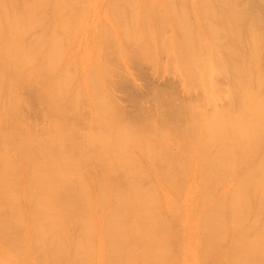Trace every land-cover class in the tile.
Returning a JSON list of instances; mask_svg holds the SVG:
<instances>
[{"label": "bare ground", "instance_id": "bare-ground-1", "mask_svg": "<svg viewBox=\"0 0 264 264\" xmlns=\"http://www.w3.org/2000/svg\"><path fill=\"white\" fill-rule=\"evenodd\" d=\"M45 1L44 0H4L0 2V93L1 91L3 93L5 90L6 91L5 94L7 93L6 97L8 96L7 97L8 100L5 105V111H4L5 113H3L5 114V116L2 115L0 118V121L2 122V118H5L7 119L6 122L8 121V119L11 120V122L10 121L8 122L13 123L14 126H16L14 124L15 122L18 124L19 120L16 121V117L18 116L17 113L20 110V109L18 110L19 108L18 102L20 103V100H21L19 97L20 94L18 92L20 91L19 90L21 88L20 86H22L24 83H26L27 85L29 84L32 85L34 83L35 85L37 84L39 85L40 82H43L44 84L46 82L48 83V85L45 84V86L47 85V87L49 88L47 90L48 92L50 91L49 94L47 93L48 97L47 96L46 97L47 99L49 98V103H51L50 105L51 108L49 109L50 112L47 109L46 110H47V113H50L53 116L52 120L54 122L52 123V120L50 119L51 124L48 123L50 125L47 124L48 126L43 128L45 131L44 138L42 136H41L42 138L39 136L37 137L34 134L36 136L35 138L31 136V134H28L29 132L28 133L26 132L27 134L23 133L25 135L22 136L21 139L19 136H18L19 138H17L16 137L17 135L14 136L18 139V142H17V140H15L16 138L14 139L15 141L12 139L13 137L11 138L10 134L12 130H10L9 132H5L6 130L3 131L5 132V134L2 132V129L0 130V146L3 143H7V146L12 145L11 147L14 146L13 148L17 149L16 151H18L19 158L28 157V159H30L29 160L30 163H28L29 164L28 167L31 169H27L28 178L26 180H29L28 182L30 183L28 184H30L31 188L30 187L29 188H30V191L32 192L30 193L31 195H29V192H30L29 191L28 196L32 197L33 193L36 196L35 203L32 202L36 208L34 207L33 208L34 210H32V208L30 207V209L32 211H35V210L37 211L38 209V212L41 213L40 215L43 214L42 218L44 219L43 216H47V213H50L53 216L54 212H60L61 214L59 215L61 216L62 210L69 212L71 209H73V212H74V208H76L75 209L76 212L78 211V209L80 210L77 213L76 212L74 213L75 214L74 216H77L75 218L79 219L80 217L81 219V217H83L81 219L82 222L87 220L86 217L83 216L84 214L82 212L80 213V211L83 208V204H84V209H86L87 211L88 208H85V207L89 203L84 202L85 200L83 201L80 198V196H83V199H85L84 197H88L89 199L91 197H89L90 194L89 195L87 194V192H89L90 189L86 187L87 185L85 186V183L83 182V179L85 177L82 171H84L83 168H86L88 164L90 163L91 165L94 164L93 166L96 165L95 168L93 167L94 169L99 168V170L101 169V171L99 170L98 171L102 173L109 172L108 173L109 176H110V173L111 175L113 174L112 176L114 177L115 180L117 177L121 176L122 181L125 182L126 180V184H127L126 186L129 187L127 192H124V193L122 192L120 194L117 192L116 196H115L116 193L114 194V197H115L114 199L116 200L115 208L113 206L114 208L113 213L112 212L107 213L110 216L108 218L109 220L107 219L104 220L105 222L108 221L104 223V225L108 223V226L110 227V228L108 227L109 228L108 230L110 231L109 232L106 231V232H108L109 235L111 234L110 236L112 237L110 238V236L107 235V237L109 236L110 240L112 239L111 242L109 238L107 239L106 237V239L109 240V243H110L109 248L111 249V251L109 253V260L112 262V264H118L119 257L121 258V256H123L122 250L119 249V246L121 245L120 243L124 244L126 248L130 245L126 240L128 239L127 237L125 239L126 241L123 239V237L126 236L125 234H127V232L129 234V231L137 233L138 238L141 237V239L139 240H142V241L140 242V241L135 240L133 236V239L135 240V242H139L136 244L133 241V243L136 245H139L141 243L140 246L142 245L144 248L142 249L143 251H141L140 249L142 248V246L139 248L140 252L144 253V256L142 255L144 258L143 260L144 262L141 264H175L174 263L175 246L173 243L174 242V233H173L174 231L171 230V227L167 224V222H165V220L161 217V215H159L160 212L157 208L156 198L152 194L151 195L147 194L145 189L143 191L142 190L143 185H141L142 189L139 188L141 190L139 191L138 188H136V184L138 183L136 181H138L137 179H139L140 181V178L142 177L144 178L145 176H142V174L145 173L143 171L144 168L153 166V164L156 163L157 160L160 162L161 166L164 167V170L162 172L160 171L161 174L157 173V179H162L161 180L162 183L165 184L166 182L167 186L169 184L173 185L172 181L174 182L175 181L174 179L177 180L178 177H181V175H184L183 174L184 171L181 172L182 169L178 163L177 158L174 157L175 154L174 155L171 154L172 156H170V154L168 153L169 149L171 150L170 146H168L169 145L168 143L170 142L169 141L170 136L172 140L173 138L175 140L176 139L181 140V137L179 138V136H183V139H185L184 133L183 135H181V133L187 132L185 133V135L188 134L186 137L188 138L189 136H191L194 139L193 143H196V146H197L195 147L196 149L195 152L197 154V156L195 157L196 158L195 160L198 161V163H200L199 160L205 161V164H204L205 167H203V169L204 168L205 169L203 172H201V177H202L201 179L203 180V182L202 181L199 182L204 187H199L201 190L200 191L198 190V192L201 193L204 188L202 201H204V199L207 197L208 194H212L211 189L215 188L216 187L215 185L217 183L219 185L218 181L222 180L223 177H227L228 179H231L232 176H235L238 179V182H236L237 185L235 184V187H232L235 189L233 190L232 188L231 189L229 188V191H230L228 192L229 194L225 192L227 193V195H231V196H228L229 200L228 201L226 200L227 203L224 202L225 203L224 206H227L226 207L228 208L227 212H229L230 214L229 219L227 218L228 219L227 224H223V219H224L223 217L225 216V213L222 212L223 204L222 206L221 205H218V206L216 205L214 207L208 206V208H206L207 210L203 211L202 213V216L200 218L201 220L199 221V226L202 225V228L204 231L202 233L204 234L200 235V237L203 236L200 238L202 241V244H200V246L202 245V248H201L202 255H199L200 258L201 256L204 259L211 258L214 264H222L221 263L222 259H224L227 253H229V256H228L229 257L228 260H230L229 264H264V67L261 68L263 64L261 65L262 62L259 56V49L257 47V44L259 43V39H258L257 33L254 30L255 28L248 29L247 42L246 40H244L246 44L245 43L242 44L243 42L242 40H241L242 43L240 42L239 39L241 37L239 36L238 31H237V24H239L238 22H240L241 17L235 14V7L232 6L233 3H231V0H219L221 2V11L218 14L214 12L212 5L209 4L210 1L206 2V0L204 1L200 0L202 1L201 5L200 4L198 5L201 6L202 10H200L201 11L200 14L201 13L202 14L198 16L197 20H195L194 22L189 21L188 20L189 18H187V14L183 12V11L187 12V10L183 9L185 8L183 6L185 5L184 0L183 2L182 0H163L164 7H165L164 11L161 12L160 10H158L161 12L160 13L158 11L150 9L149 10L150 16H146L145 9L142 10V7L139 6V4L137 3V0H121V2L123 3L125 1L126 4L124 5L128 6V8H126L128 10L126 12L127 16L124 14L123 17L119 14L120 12L119 9H117V6L120 5V4L118 5L119 2L117 3L114 1L115 3H113L111 1L110 5L112 7L110 8H112L111 10L113 11L111 12V14L113 13L112 15H114L115 13V19L113 20V22H115L116 24L115 33L118 35L120 34V36L122 35L124 39L126 38L125 40H127V43L132 42L131 44H133L134 42L135 45L136 43L139 44V42L141 41L143 37L142 31L140 30V26H146V28H149L148 26H150L151 23L153 22V26L155 25L156 26L155 28H157V30L155 31L154 29V31L155 32L158 31L157 33L159 34L163 32L162 30L166 28V25L172 26L171 28L173 29V34L170 40L168 39L166 44H164L165 41L161 39L162 37H158L160 39L158 41L164 44L163 47L168 46V49L172 51V55H173L172 60L176 64L174 67L176 69V70L174 69L176 72L175 71L174 72L177 73L180 76V78L183 79L182 85L184 83V87H186L185 89L183 88L185 92L183 93L185 94L186 98L183 96L184 98L181 97V99L179 98L178 94H176L177 92L176 93L172 91L171 92H168V91L153 92V94H151L152 95L151 98H153L152 101L154 102L153 103L154 107H151L152 108L151 110L149 108L150 111L149 110L147 111L145 110L146 108H144V106L147 103L146 100L148 101L149 98H144L140 100L139 97L143 98L146 96L142 97L139 95L135 100H133V103L136 102L137 104L136 105L137 107L134 106L135 107L134 109H136V112H137V116L134 115L132 117L131 115L132 117L131 118V117H128L130 115L125 114L126 115L125 116L123 114L124 112L118 108L120 107L118 106L119 103L117 104L115 103L116 104L115 105L114 100H112L113 98L111 95L113 94L110 91V88L108 87V85L112 86V84L110 83L111 79L108 78V75L110 74V72L112 74V71H110L111 69H108L109 70L108 72V70H106L105 68L107 66L103 65V63L105 62L107 64V61H109L107 59L109 57H106L105 60L104 59L101 60L100 58H102L103 55H101V57L100 55H98V57H100L99 58L100 63L103 62L101 66L100 64L96 65L95 63V65H93L92 68L90 67L91 69L90 68L88 70L82 69L81 74L83 76V80L79 82L78 80L77 81L75 80L77 78V77H74L76 74L74 76H71L70 74H73V73L72 72L69 73L70 71L69 69L73 65L74 66L72 68H74L76 64H73L75 62H73L74 60H72L71 54L66 55V51L62 49L63 47L62 42L65 43L63 39V35L66 36V39H67L68 36L71 34L69 33V29L72 28L70 26H72L74 22L72 23L71 21L72 19L68 20L69 17L67 19L66 15H69L68 12H71L73 7L75 6L74 3H76L77 0H56V1L53 0L55 2L54 3L52 2V5H51L52 12H51L50 17L48 16L49 18H47L44 15L46 17L45 18L42 15L44 13L43 12L41 13L43 6H45V4L47 3V2L45 3ZM197 1L199 0H196V2ZM143 2L144 1L142 0L141 4L144 5ZM156 6L157 5L153 7L156 8ZM143 7L145 8V5ZM232 8H234L233 10L234 12L232 11ZM75 9L72 11H75ZM151 10L153 11L151 12ZM142 11L143 12L145 11V12L143 13ZM237 12L238 11H236V13ZM194 15H196V13ZM113 17L114 16H112L111 18L113 19ZM69 22L71 23V25L69 24ZM43 28L45 30H43ZM35 29L41 30L38 33V36L31 35L30 36L31 41L26 42V38H27L26 36L28 34L30 35L31 33H34V31H36ZM60 32L62 33L61 35H60ZM106 32L104 34L102 33L103 39L101 38L99 43L103 42L104 40L107 42V39H109L107 37L110 35L109 34L110 32L109 33H106ZM33 36H35L36 39L33 38ZM71 36H73V34H71ZM125 45L127 44L125 43ZM103 48H105V46ZM136 49L134 50V52L136 51H139V52L134 53L132 51L134 56L137 55L138 53H140V56H141V50L140 49L136 50ZM159 49H161V46ZM101 50H99V52ZM163 51L161 50V52ZM155 52H157L156 54H158V51H155ZM161 52L159 51L158 55H160ZM164 52L167 53L166 51ZM143 53H144V50L142 54ZM97 54H99L98 51H97ZM106 56H109V55H106ZM140 56L138 54V58ZM149 57L151 58V56ZM149 60L153 61V58ZM154 60H156V56ZM129 63L132 64V62H128V64ZM138 65L137 67H139ZM159 66H160V63H159ZM224 75H227L230 78L228 90H230V94L233 98L232 97L229 98L230 104L227 106H229L231 110L226 109L225 106L222 109H217L218 106L215 108L216 105H214V102L217 99L219 100V98H217L218 95L215 94V92L219 90L217 81L220 79H217V77L221 78ZM38 79H40V81ZM195 81L196 82L198 81L202 85L200 86L201 89L202 87H204L203 89L204 91L202 90V92H205L204 95L207 97V98L205 97L207 99L206 101L209 103L207 104L210 105V102H213L214 107L211 111L209 109L210 112L205 110V108L209 107V106L208 107L206 106L207 105L206 101H205L206 105H204V102L199 104L197 102V99L193 100L194 98L190 96V93L193 92L191 86ZM104 83L105 84L108 83V85H105ZM74 84H75V87H73ZM41 86L40 87L38 86V89L40 88L41 91H44L42 90L43 88L41 89ZM196 86L198 85L196 84ZM171 87L172 86L169 83L170 90L173 89V87L172 89ZM189 89H191L192 91H190ZM29 90H31V87ZM82 93H85L87 96L90 93L89 95L91 96V98L93 97L94 100L97 101L98 103L97 110L98 112L103 114L102 115L103 118L101 119L99 117L101 120L100 119L94 120L93 118L96 117L97 115L94 116L92 118V120H94L93 126H91V123H90L89 124L90 128L88 127L87 128L88 130L84 129L85 130L84 135H83L84 131H81L83 133L81 134L79 133L81 135L79 137V135L77 134L79 129L76 130L75 126H77L78 128L79 127L78 125L81 124V123H77V120H78V115L82 113L76 114L77 112H80V108H77L76 113H75L77 116L75 118H74L73 113L72 115L69 113L71 116H73V118L70 116L71 119H76L75 122L73 120L72 123L70 122V120L69 122L67 121L68 113L66 112H67V108H69L71 104H74L72 106L74 107L76 103V107H78V105L81 103L82 98L80 97V100H79L80 102L79 101L76 102V101L77 99H79L78 96H81ZM208 99H211V100L209 101ZM24 102L23 104H25ZM150 104L151 106L153 105L152 103ZM215 104H218V103H215ZM74 108H72V111ZM66 114H67V117H66ZM51 115L49 116L51 117ZM43 117H45V115ZM53 118H55V120ZM65 118L68 123H65L64 121ZM92 120L91 122L93 123ZM82 123H83V120H82ZM149 124H153V126L156 129V133H158V136H157V134L154 131L155 136L158 137L157 142L155 141V139H152V136H151L152 133L150 134L151 131L147 129L149 128L148 126ZM168 125L169 126L171 125L172 127V132L170 136L165 133H164L165 135L162 136L163 132H160L161 131L160 129ZM81 127L83 128V125ZM151 127L152 125L149 128L150 130H152ZM179 128H182V129L185 128V130H181ZM168 129H170V127L167 128L166 130ZM53 131L55 134L53 133L54 135L52 134L53 136H50L49 134ZM153 140L156 142L155 144H157L158 146L153 144L155 146L154 147L153 145L150 144L152 143ZM21 141L25 142V144H28L27 148L26 147L22 148L23 144H21ZM166 146L169 147L168 152L166 150L167 149ZM4 147H6V145ZM178 150L181 151L180 147L178 148ZM16 151H13V152H16ZM171 153H173L172 150H171ZM183 154L185 153L183 152ZM3 155L5 156V153ZM14 155H17V154L15 153ZM4 156L0 158V164H1L2 174L6 176V172L9 169L14 170L15 168H13L14 164H12L13 166L11 164L10 165L8 164L9 158L5 159ZM11 156L12 155H10V157ZM26 158L24 160H26ZM23 168H25V166ZM239 169H241V171L238 173L237 171ZM10 170L8 172L9 174L13 172V171L10 172ZM15 170L17 173V168ZM87 171L88 170H86L85 172V176H87L86 175ZM81 172H82L81 177H84V178L80 177ZM198 173L200 172L198 171ZM2 174L0 175V200L3 199L7 186L12 185V183L11 184L9 183L10 180L8 179V181H6L7 179L5 180V177L2 176ZM8 176H6V178ZM14 177H16V180H17L18 176L15 175ZM121 177H119L120 180H121ZM163 180H165V182H163ZM225 182H227V180H225ZM99 184H100L99 186L100 190H98L97 192L100 193V197L102 199L103 197L105 198V195L107 194V192H105L106 190L102 191L104 190V188H102V185H104V183L101 184L99 182ZM207 184H209L208 185L210 186L209 188ZM138 185L140 184H137V186ZM175 187H176V184H175ZM8 188H11V187H8ZM7 192L10 193L9 190H7ZM148 192L150 193V191ZM180 192L182 191L180 190ZM213 192H215V190ZM227 195L224 194L223 196L221 195V197L223 198L224 196H227ZM28 196H26L27 198L26 200L28 201V198H29L31 201L33 197L30 198ZM6 197L8 198V196ZM78 198H79V201L81 199L83 203L81 202L80 204H78L77 203ZM222 198H221V201H220V198L218 200L221 203L224 201V198H223V201H222ZM48 199H50L51 201H49ZM212 199L208 198V200H211V201ZM98 200H97L98 202L97 204L99 208L100 201ZM88 201H91V200H88ZM198 201L201 204V200L199 198H198ZM104 202L105 201H103L101 205L104 204ZM76 203L79 205V207L82 204L81 208H78V205ZM206 203H204L205 206H206ZM7 205L5 207H7ZM29 205H31V203ZM89 206L91 205L89 204L88 207ZM1 207H2L1 209H3V205ZM12 207L15 208V206H12ZM12 207L10 211L13 210ZM100 207L103 208L105 206L103 205V207L102 206ZM15 209H18V208L16 207ZM52 210H54V212ZM189 210L191 211V209ZM198 210L200 209L198 208ZM0 212L3 213L4 210L3 212L2 211ZM67 212H65L64 217L68 215ZM39 213H35V214L32 213L31 215L32 220L36 219L34 218L33 215H36ZM109 213L112 215H110ZM55 214H56L55 216L57 217H54L53 220L55 218H58L59 221L62 220L60 218L63 216L59 218L58 213H55ZM78 214L80 215L82 214V216L80 215L78 216ZM2 215L4 216V214ZM17 215H19V213L13 214L15 219H20L19 217L17 218ZM13 216L12 215L9 217L4 216L3 218L1 217L0 219V238L1 236H3L1 239L2 241L4 238L6 239L5 236L8 231H9L8 233H12L10 231L13 228H10V227H11V222L13 223L15 220ZM52 216L48 215V219L49 217H51V221H50L51 225H52ZM42 218L40 221L41 223H39V218H38L39 224L37 222L35 223L36 225L37 224L39 225V226L37 225L38 227L36 226V229L38 228L40 229V231L37 229L39 231V233L37 232L38 234L34 232L36 233L34 234L35 235L34 238L36 237L35 239H38L35 241V243L37 241L39 243H38V247L37 248L33 247V249L34 248L38 249V250H35V249L34 250L38 252L40 251L42 255L46 254L47 256L51 253V256H52L53 254V261H55L54 263L56 264H59L60 262H61L60 264H62V262L66 261L68 258H71L74 261H76V259L77 261L79 260L78 261V264H79L80 259H81L80 258L81 254L83 253L82 251L79 252V249L83 250L81 249L82 244H81V248L79 249L73 247L72 250H75V251H72L71 256L68 255L66 253L65 248H68V249L71 248L72 243L71 244L68 243L69 244V247H68L66 237L64 236L65 240L64 242H62L64 238L62 239V236H59L60 234L57 235L58 233L56 234V232L53 231L52 229L54 227L53 226L54 224L52 225L53 227L50 225V223H49L50 227L43 226L44 224H46V222L43 223L42 225V222L45 221V220L42 221ZM72 218L74 219V217ZM45 219H47V217H45ZM80 219L79 221L81 222ZM57 220L55 221L59 222ZM249 220L251 222L248 223ZM74 221L76 224L77 223L76 220ZM88 221L92 223L91 220H89V218L86 222L88 223ZM86 222L80 223V225L85 224L84 227H86ZM15 223H18V220H16ZM22 223L23 222H21L20 224L22 225ZM60 223H63V222L60 221ZM60 223L59 225L64 224V223L63 224H60ZM69 223L67 224V226L69 225ZM16 225L17 224H15V226ZM57 225H55L57 228L60 227L59 229H62L61 226H57ZM80 225L77 227V232H78V228H80ZM83 225L81 226L83 227ZM93 226L94 224H92V229H93ZM39 227H42L43 229ZM44 227L49 228V229L51 228L50 230L52 231V233H50L51 236L48 233L49 229L46 230L47 236L49 235L48 236L49 239L51 238L50 240L45 239L46 238L45 234H43L44 233L43 230L45 229ZM68 227L70 231L71 226L69 225ZM83 228H82V231H83ZM36 229L33 228V231ZM104 230H105V227H104ZM67 231H66L67 234H64V235L69 234ZM53 232H54V235H53ZM59 232L63 233V231L61 230ZM106 232H104L105 235H106ZM62 233L61 235H63ZM83 233L84 234H80V237H78V240H80L81 242L83 241V243L88 242V241H85L88 238H86L84 231ZM70 235L72 236V234ZM74 235L78 236L76 234ZM83 235H84V240H81L80 238H83ZM88 235L89 234H87V236ZM227 235L230 236V245H229V250L224 251L223 243L225 242L224 239ZM8 236L9 235L7 234V237ZM75 236H72L75 238L74 241L76 240L75 243L73 244L79 247L80 241H78ZM70 238H69V242H72L73 239L72 241H70ZM121 239H123L122 242L120 241ZM129 239H131V237ZM124 241L126 244L128 243L129 245L127 244L126 246ZM65 242H66L67 247L65 245ZM103 242L105 244V239ZM116 243L120 244L119 246L117 244V247H118L117 249L121 251V252L119 251L120 254L116 252L118 250L115 249L114 247ZM88 244L90 245V243ZM89 245L87 246V249L91 247V246L89 247ZM123 246L121 245L120 248L122 249ZM106 247L108 246L106 245ZM125 247H124V250L126 249ZM6 248L9 249L8 247ZM105 248L103 249L104 251L101 250L103 251V253L107 252L105 251ZM91 249L92 248L88 250H91ZM13 250H15L16 253L20 254L19 253L20 251L17 252L16 249H13ZM126 251L127 252H124V254L125 253L127 254L129 250H126ZM197 251H198V248L196 252ZM91 252L93 253V251ZM129 252H130L129 253L130 256L129 254H127L128 255V256L126 255L127 257L131 258L132 255H135L133 254L134 250L132 251L130 250ZM89 253L90 251L87 254ZM105 254L108 255V252ZM136 255L138 256V254ZM101 257L99 258L101 259ZM88 258L91 259V257H88ZM123 258L125 259V257ZM130 258H129V261H130ZM95 259L93 261H95ZM73 260H71L72 263L77 264L76 263L77 261L73 262ZM89 261H88V264H90ZM108 262H106V264ZM223 262H225V260H223ZM80 263L87 264V262L84 263V261ZM128 263L130 264V262ZM196 264L198 263L196 262Z\"/></svg>", "mask_w": 264, "mask_h": 264}, {"label": "rangeland", "instance_id": "rangeland-1", "mask_svg": "<svg viewBox=\"0 0 264 264\" xmlns=\"http://www.w3.org/2000/svg\"><path fill=\"white\" fill-rule=\"evenodd\" d=\"M2 1H4V0H0V2H2ZM45 1V0H44ZM56 1V0H55ZM55 1H53V0H46L45 1V6H43V9H45V10H43L42 9V11H41V13L43 12L44 14H42L43 16L45 15L47 18H49L50 17V15H51V12H52V7H51V5H52V2L54 3ZM113 2V3H115V2H119L118 3V5L119 6H117V9H119V14L123 17V15L125 14L126 16H127V14H126V12L128 11L126 8H128V6L127 5H124V4H126L125 3V1H124V3L123 2H121V0H77L76 1V3H74L75 4V6L73 7V9L72 10H74L75 8V11H72L71 10V12H68V14L69 15H66V17H67V19H68V17H69V19L68 20H71L72 21V23L74 24H72V26H70V27H72L71 29L73 30H71V29H69V33H71V34H73V36H71V34L68 36V40L66 39V36H64L63 35V39H64V41H65V43H63L62 42V49L63 50H65L66 51V55L67 54H71V58H72V60H74L73 62H75V63H73V64H76L75 65V67L74 68H70L69 70V73H73V74H70L71 76H74L75 74V76L74 77H77L75 80L77 81L78 80V82L79 81H81V80H83V76H82V74H81V70L82 69H89L90 67L92 68V66L93 65H95V63H96V65L97 64H100V66H101V64L103 63L102 61V63H100V60H99V58L101 57V55H103L102 56V58H100L101 60L102 59H106V57H109L107 60H109L110 61V63H109V61H107V64H106V62L105 63H103V65H105V66H107V67H105L106 68V70H108V69H111L110 71H112V74H111V72H110V74L108 75V78L109 79H111L110 80V83L112 84V86H110V85H108V83L107 84H105V85H108V87L110 88V91L112 92V94L114 95H111L112 96V100H114V104L116 103H119V105L118 106H120V107H118L119 109H121V111H123L124 113V115L126 114V115H130V116H128V117H131V115H132V117L135 115V116H137V112H136V109H134L135 107H137L136 105V102H134L133 103V100H135L139 95L140 96H146V97H143V98H141V97H139L140 98V100L141 99H144V98H149L148 99V101L146 100V105L144 106V108H146L145 110H149V108H150V110L152 109L151 107H154V102L152 101L153 100V98H151L152 97V95L151 94H153V92H155V91H168V92H177L176 94H178V96H179V98L181 99V97H185L186 98V96H185V92H184V90H183V88L185 89L186 87H184V83H183V85H182V82H183V79L182 78H180V76L177 74V73H175L176 71V69L174 68L175 67V63H174V61L172 60V58H173V55H172V51L171 50H169L168 49V46H165V47H163V45L164 44H166V42H167V40L169 39L170 40V38H171V36H172V34H173V29L171 28L172 26H168V25H166V28H164V30H162L163 32H161L160 34L159 33H157V32H155L156 30H157V28H155L156 26L154 25L153 26V22L151 23V25L150 26H148L149 28H146V26H140V30L142 31V39H141V43L139 42V44L138 43H136V45L134 44V42H133V44H131L132 42H128L127 43V40H125L124 39V37H122V35L120 36V34L118 35V34H116L115 32H116V24H115V22H113V20L115 19V13H114V15H112L111 14V12H113L111 9L112 8H110V7H112L111 5H110V2ZM115 1V2H114ZM144 2V5H145V8L143 7L144 5L143 4H141L142 3V0H137V3L139 4V6H141L142 7V10L143 9H145V11H146V16H150L149 14H150V12H149V10L150 9H153V10H155V11H158V10H160L161 12H163L164 11V3H163V0H162V2H161V0H143ZM185 2H184V4L185 5H183L185 8H183V9H185V10H187V12L186 11H183L184 13H186L187 14V18H189L188 20L189 21H191V22H194L195 20H197V18H198V16H200L201 14H200V10H202L201 9V6H199L198 4H200L201 5V2L202 1H204V0H202V1H197L196 2V0H184ZM207 1H210V5H212V8H213V10H214V12L215 13H220V11H221V2L219 1V0H206V2ZM165 2V1H164ZM182 2H183V0H182ZM200 2V3H199ZM219 2V3H218ZM48 3H49V5H48ZM78 3V4H77ZM113 3H111V4H113ZM146 3V4H145ZM148 3V4H147ZM175 3V2H174ZM197 3V4H196ZM231 3H233L232 4V6L233 7H235V14H237V15H239V17H241V19H240V22H238L239 24H237V31H238V34H239V36L241 37L239 40H240V42H241V40H242V44H244L245 43V41L244 40H246V42H247V32H248V29H254L255 30V32L257 33V36H258V39H259V43L257 44V47H258V49H259V56H260V59H261V65L263 64L264 65V0H231ZM151 6H150V5ZM176 4V3H175ZM183 4V3H182ZM214 4V5H213ZM217 4H219V5H217ZM110 5V6H109ZM143 5V6H142ZM155 5H157L156 6V8H154L155 7ZM178 5V4H177ZM194 5H196V6H194ZM198 5V6H197ZM47 6H48V8H47ZM127 6V7H126ZM149 6V7H148ZM154 6V7H153ZM121 7V8H120ZM151 7V8H150ZM196 8V9H195ZM199 8V9H198ZM197 10V11H195V10ZM148 10V11H147ZM153 10H151V12L153 11ZM234 10V8H232V11ZM144 11V12H145ZM160 11H158V12H160ZM218 11V12H217ZM236 11H238L237 13H236ZM123 12V13H122ZM143 12V11H142ZM143 12V13H144ZM160 12V13H161ZM234 12V11H233ZM72 15H71V14ZM122 13V14H121ZM196 13V15H194ZM67 14V13H66ZM71 15V16H70ZM144 15V14H143ZM44 16V17H45ZM49 16V17H48ZM112 16H114L113 17V19L111 18ZM145 16V17H146ZM45 17V18H46ZM71 17V18H70ZM186 17V16H185ZM142 18V17H141ZM144 18V17H143ZM186 18V19H187ZM70 21V22H71ZM69 22V24L71 25V23ZM77 26V27H76ZM69 27V28H70ZM144 28V29H143ZM195 28V27H194ZM154 29H155V31H154ZM36 31H34V33H31L30 35L28 34L26 37V42H29V41H31L30 40V36L31 35H35V36H38V33L41 31L40 29H35ZM43 30H45L44 28H43ZM106 30H107V32H106ZM70 31H72V32H70ZM103 31V32H102ZM109 33L110 35H112V36H108L107 38H109V39H107V42L105 41V43H104V41L103 42H101V43H99L100 42V39L102 38V36H103V34L104 33ZM103 33V34H102ZM146 33V34H145ZM163 33V34H162ZM37 34V35H36ZM62 33L60 32V35H61ZM64 34V33H63ZM155 34H157V35H155ZM68 35V34H67ZM75 35V36H74ZM145 35V36H144ZM153 35H154V37H153ZM161 35V36H160ZM35 36H33V38H35ZM71 36V37H70ZM157 36V37H156ZM122 37V38H121ZM158 37H162L161 39H163L164 41H165V43L163 44L162 42H160V41H158V40H160ZM111 38V39H110ZM155 40H154V39ZM156 38H157V40H156ZM245 38V39H244ZM36 39V38H35ZM103 39V38H102ZM104 39H105V37H104ZM33 40V39H32ZM67 40V41H66ZM124 40V41H123ZM63 41V40H62ZM126 41V42H125ZM123 42H125L127 45H125V43H123ZM148 42V43H147ZM157 42V43H156ZM169 42V41H168ZM158 43H160V44H158ZM101 44V45H100ZM106 44V45H105ZM108 44V45H107ZM157 44V45H156ZM246 44V43H245ZM129 45V46H128ZM144 45V46H143ZM161 46V49H159L160 48V46ZM105 46V48H103ZM131 46V47H130ZM145 46H147V47H145ZM139 47V48H138ZM159 47V48H158ZM166 47H167V49H166ZM108 48V49H107ZM140 49L141 50V56H140V53H138L139 54V58H138V54L137 55H135L134 56V54H133V52H134V50L135 49ZM156 48V49H155ZM164 48V49H163ZM102 49V50H101ZM123 49V50H122ZM133 49V50H132ZM136 49V50H137ZM144 50V53L142 54V52H143V50ZM146 49V50H145ZM99 50H101L100 52H99ZM150 50V51H149ZM161 50L163 51H166L167 53H165L164 51V54H163V52H161ZM97 51H98V53L99 54H97ZM131 51V52H130ZM133 51V52H132ZM145 51H147V52H145ZM155 51H158V54H159V51L161 52V54L160 55H158V54H156L157 52H155ZM129 52V53H128ZM136 52H139V51H136ZM136 52H134V53H136ZM109 53V54H108ZM150 53V54H149ZM153 53V54H152ZM170 53V54H169ZM109 55V56H106V55ZM127 54V55H126ZM132 54H133V56H132ZM147 54H149V55H147ZM156 54V55H155ZM98 55H100V57H98ZM104 55H105V57H104ZM144 55V56H143ZM147 55V56H146ZM153 55V56H152ZM82 56V57H81ZM132 56V57H131ZM149 56H151V58H153V61H151V60H149V59H151ZM155 56H156V60H154V58H155ZM158 56V57H157ZM133 57H134V59H133ZM149 57V58H148ZM141 58H142V60H141ZM146 58V59H145ZM159 58V59H158ZM84 59V60H83ZM130 59V60H129ZM132 59V60H131ZM139 59V60H138ZM103 60V61H104ZM127 60H129V61H127ZM135 62H134V61ZM86 61V62H85ZM112 61V62H111ZM137 61V62H136ZM144 61V62H143ZM80 62H82V63H80ZM128 62H132V64H128ZM140 62V63H139ZM159 63H160V66H159ZM168 63V64H167ZM139 64V65H138ZM83 65V66H82ZM137 65L139 66V67H137ZM157 65V66H156ZM171 65V66H170ZM261 66V68L262 67H264V66ZM84 67V68H83ZM160 67V68H159ZM169 69H168V68ZM173 67V68H172ZM90 68V69H91ZM77 69H78V71H77ZM175 69V70H174ZM72 70V71H71ZM171 70V71H170ZM75 71V72H74ZM113 71H114V73H113ZM116 71H117V73H116ZM175 71V72H174ZM108 72H109V70H108ZM175 74H176V76H175ZM112 75H114V76H112ZM119 75V76H118ZM118 76V77H117ZM179 76V77H178ZM227 75H224L223 77H217V79H220V80H218L217 81V84H218V88H219V90H217V92H218V94H217V92H215V94L216 95H218L217 96V98H219V100L217 99L215 102H214V105H216L215 106V108L217 107V109H222V108H224V106H225V108L226 109H230L229 108V106H227V105H229L230 103H229V98H231L232 96H231V94H230V90H228L229 89V80H230V78L227 76ZM111 77H113V78H111ZM226 77V78H225ZM227 78H229V79H227ZM108 79V80H109ZM182 79V80H181ZM39 81H40V79H38ZM225 80V81H224ZM39 81H38V83H39ZM43 81V80H42ZM223 81V82H222ZM115 82V83H114ZM198 82V81H197ZM196 81L194 82V83H196L198 86H196V84H192V86H191V88H192V90H193V92H191L190 93V91H192L191 89H189L190 91H189V93H190V96H192V98H194L193 100H195V99H197V102L199 103V104H201V103H203L204 102V105H206L208 102L206 101L207 99V97L204 95V93L205 92H202V90L204 89V87H202V89L200 88V86H202L199 82V84L197 83ZM34 83V82H33ZM37 83V82H36ZM169 83L171 84V86L173 87V89H172V87H171V89L172 90H170V88H169ZM42 86H41V85ZM40 84L38 85H35V83L34 84H29V85H27L26 83H24L22 86H20L19 88V97H20V103L18 102V110H19V112L17 113V117H16V121H18L19 120V122H18V124L15 122L14 124L16 125V126H14L13 125V123H10L11 122V120H9L8 119V121H10V122H6V120L7 119H5V118H2V122L0 121V123L2 124H0V130L2 129V132L3 131H5V132H9L10 130H12L11 131V138L14 140L16 137L17 138H19L20 137V139L22 138V136H24L25 134H27L28 132V134H31V136H33V137H35L36 138V136L38 137H45V131H44V129L43 128H45L46 126H48V125H50L51 124V122H50V119L52 120V115L50 114V113H47V110L49 111V109L51 108V103H49V98L47 99V97H48V95H47V93L49 94L50 93V91L48 92V90L47 89H49L48 87H47V85H48V83H46L45 82V84H47L46 86H45V84L43 83V82H40ZM44 84V85H43ZM115 85H117V86H115ZM137 87H136V86ZM38 86L40 87L41 86V89L42 90H44V91H41L40 90V88L38 89ZM44 86V87H43ZM114 86H115V88H114ZM119 86V87H118ZM163 86H165V87H163ZM29 87V88H28ZM30 87H31V90H29L30 89ZM46 87V88H45ZM73 87H75V84L73 85ZM112 87V88H111ZM195 87V88H194ZM24 88V89H23ZM117 88H118V90H117ZM160 88V89H159ZM165 90H164V89ZM168 88V89H167ZM217 88V89H218ZM113 91H112V90ZM151 89V90H150ZM156 89V90H155ZM170 90V91H169ZM222 90V91H221ZM229 91V92H227V91ZM40 91V92H39ZM195 91V92H194ZM204 91V90H203ZM5 90H4V92L2 93V91H1V93H0V118H1V116L2 115H4L5 116V114H3V113H5L4 111H5V105H6V103H7V100H8V96L6 97V95H7V93L5 94ZM83 92V91H82ZM184 92V93H183ZM90 94V93H89ZM88 94V96L85 94V93H82L81 94V96H78L79 97V99H77V101L76 102H78L79 100H80V97L82 98V100H81V105L79 104V103H77V104H79L78 105V107H76V103H75V108L74 107H72L74 104H71V106L69 107V108H67V112L66 113H68V117H67V114H66V117H67V121L69 122V120H70V122L72 123L73 122V120H74V122H75V120L76 119H71L70 118V116L72 115V113H73V115H74V118L77 116L76 114H78V113H82V114H79L78 115V120H77V123H81L80 125H78L79 127L77 128V126H75V128H76V130L77 129H79L78 130V135H79V137L81 136L80 134L81 133H83V132H81V131H84V133H83V135L85 134V130L89 127L90 128V123H91V126H93V124H94V120H98V119H102L103 118V114H101L100 112H98V110H97V107H98V103H97V101L96 100H94V98L92 97L91 98V96ZM194 94V95H193ZM4 95V96H3ZM150 95V96H149ZM22 96V97H21ZM47 96V97H46ZM50 96V95H49ZM131 96V97H130ZM149 96V97H148ZM183 97V98H184ZM198 97V98H197ZM206 97V98H205ZM223 97V98H222ZM6 100H5V99ZM133 98V99H132ZM204 98V99H203ZM221 98H222V100H221ZM233 98V97H232ZM92 99V100H91ZM46 100H47V102H46ZM199 100V101H198ZM209 101L211 100V99H208ZM25 101V102H24ZM116 101V102H115ZM143 101V100H142ZM205 101H206V104H205ZM228 101V102H227ZM23 102L25 103V104H23ZM80 102V101H79ZM47 103V104H46ZM149 103V104H148ZM150 103H152L153 105L151 106V104ZM215 103H218V104H215ZM220 103V104H219ZM21 104V105H20ZM115 104V105H116ZM209 104V103H208ZM206 105L208 108H205V110H207L208 112H210L212 109H213V107H214V105H213V102H210V105ZM20 105V106H19ZM25 105V106H24ZM148 105H149V107H148ZM80 106V107H79ZM135 106V107H134ZM206 106H204V107H206ZM219 106H221V107H219ZM223 106V107H222ZM72 108H74L73 109V111H72ZM77 108H80V112H77L76 113V110H77ZM47 109V110H46ZM70 109V110H69ZM123 109V110H122ZM209 109H210V111H209ZM46 110V111H45ZM149 110V111H150ZM231 110V109H230ZM69 111V112H68ZM130 111V112H129ZM25 114H24V113ZM44 112V113H43ZM45 112H46V114H45ZM50 112V111H49ZM71 115H70V114ZM76 113V114H75ZM122 113V112H121ZM130 113V114H129ZM132 113V114H131ZM136 113V114H135ZM41 114H42V116H41ZM45 115V117H43L44 115ZM49 115H51V117L49 116V118H48V116ZM97 115V116H96ZM125 115V116H126ZM46 116H47V118H46ZM94 116H96V117H94ZM42 117V118H41ZM72 118H73V116H71ZM81 117H82V119H81ZM94 117V118H93ZM100 117V118H99ZM131 117V118H132ZM46 120H45V119ZM92 118L94 119V120H92ZM95 118H97V119H95ZM48 119H49V121H48ZM54 120H55V118H53ZM80 119V120H79ZM100 119V120H101ZM154 119V118H153ZM44 120V121H43ZM72 120V121H71ZM82 120H83V123H82ZM91 120L93 121V123L91 122ZM99 120V121H100ZM48 121V122H47ZM64 121H65V123H68L67 121H66V118L64 119ZM86 121V122H85ZM90 121V122H89ZM152 121V120H151ZM4 122V123H3ZM6 122V123H5ZM54 121L52 120V123H53ZM48 123H50V124H48ZM87 123V124H86ZM6 124V125H5ZM14 126H12V125ZM48 124V125H47ZM154 124V123H153ZM153 124H149L148 126H149V128H150V126L152 125V127H151V129L152 130H150L149 128H147L149 131H151L150 132V134H151V136H152V139H155V141L157 142L158 141V137H156L155 136V134H154V131H155V133H156V129H155V127L153 126ZM18 125V126H17ZM83 125V128L81 127ZM86 125V126H85ZM2 126V127H1ZM12 126V127H11ZM44 126V127H43ZM6 127V128H5ZM170 127V129H168V130H166L167 128H169ZM4 128V129H3ZM10 128V129H9ZM165 128V129H164ZM164 128L162 127V129H160L161 131L160 132H163V135L162 136H164L165 134H168L169 136H170V134H171V132H172V127H171V125L169 126H164ZM183 128V127H182ZM182 128H179V129H181V130H185V128L184 129H182ZM16 129V130H15ZM19 129V130H18ZM35 129V130H34ZM83 129V130H82ZM85 129V130H84ZM23 130V131H22ZM29 130V131H28ZM43 130V131H42ZM88 130V129H87ZM147 130V131H148ZM163 130V131H162ZM168 131H170V132H168ZM174 131V130H173ZM5 132H3L4 134H5ZM18 132V133H17ZM19 132H21V133H19ZM27 132V133H26ZM34 132H36V133H34ZM42 132H43V134H42ZM86 132H88V131H86ZM159 132V133H160ZM14 133H16V134H14ZM23 133H25V134H23ZM54 131L53 132H51L49 135L50 136H53L54 134ZM80 133V134H79ZM165 133V134H164ZM183 133H184V136H185V139H183V136H179V138L181 137V140H178V139H174L173 138V140L171 139V136H170V139H169V145L168 146H170V148H171V150H172V152L173 153H171V150L169 149V152H168V146H166L167 147V152L170 154V156H172L171 154H175L174 155V157L175 158H177V160H178V163H179V165H180V167H181V169H182V171L181 172H183L184 171V175H181V177H178V179L176 180V179H174L175 181L173 182L172 181V183H173V185H170V186H172L173 187V189H172V187H170L169 185L167 186L166 185V182H165V180H163V182H165V184L164 183H162V179H157V173L159 174H161V172L164 170V167L163 166H161V164H160V162L157 160L156 161V163H154L153 164V166H151V167H147V168H144V172L146 173H143L142 174V176H145L144 178L142 177V178H140V181H139V179H137L138 181H136V182H138L137 184H140V185H138L137 186V184H136V188H138V190L139 191H141L140 189H142V187H143V191H144V189L146 190V192H147V194H152L155 198H156V203H157V208H158V210H159V212H160V214L159 215H161V217L165 220V222H167V224L171 227V230L172 231H174L173 233H174V246H175V254H174V263L175 264H193V263H195L196 264V262L199 264V262H200V264H214V262H213V260L211 259V258H203L202 256H201V258H200V256L199 255H202V250H201V248H202V245L200 246V244H202V241H201V237H203V236H201L200 237V235L202 234H204V233H202V232H204L203 231V228H202V225L201 226H199V221L201 220L200 218H201V216H202V213H203V211H205V210H207L206 208H208V206H210V207H214V206H218V205H221L222 206V204H223V207H222V212H224L225 213V216H224V214H223V224H227V220L229 219V217H230V214H229V212H227L228 211V208H226L227 206H224L225 205V203H227V201L229 200V197L228 196H231V195H227V193L228 192H230L229 191V188L231 189L232 187H235V184H236V182H238V179H237V177H235V176H230L231 177V179H228L227 177H223V178H225V179H223L222 178V180H220V181H218L219 182V185H218V183L214 186L215 188H213V189H211V193L212 194H208L207 195V197L204 199V201H202V196H203V192H204V188H203V190H202V192L200 193V192H198V190L200 191L201 189L199 188V187H204V186H202L199 182H203V180L201 179L202 177H201V172H203L204 171V169H203V167H205L204 166V164H205V161H200L199 160V162L201 163H198V161H196L195 159V157L197 156V154H196V149H195V147H197L196 146V143H193L194 142V139L191 137V136H189L188 138L186 137L187 135H185V133H187V132H182L181 133V135H183ZM6 134H8V133H6ZM14 134V135H13ZM20 134H21V136H20ZM36 136H35V135ZM53 134V135H52ZM149 134V135H150ZM157 134V136H158V133H156ZM162 134V133H161ZM13 135V136H12ZM15 135H17L16 137H14ZM19 136V137H18ZM154 136V137H153ZM41 137V138H42ZM15 139V140H17V142H18V139ZM176 138H177V136H176ZM19 139V140H20ZM37 139H39V138H37ZM157 139V140H156ZM193 139V140H192ZM11 140V139H10ZM14 140V141H15ZM175 140V141H174ZM178 140V141H177ZM184 140H185V142H184ZM189 140V141H188ZM154 140L152 141V143H150L151 145H153V144H155L156 142H155ZM183 141V142H182ZM192 141V142H191ZM191 142V143H190ZM4 144V145H3ZM1 146H0V150L2 151H0V158L2 157V156H4L3 154L5 153V159L7 158H9L8 159V164L10 165H12V164H14V167L13 168H17V173H16V170L14 171V170H10V172H12V173H8L9 172V170L6 172V176H10V178H9V176L6 178V176H4L3 174H2V171H1V164H0V173L2 174V176H4L5 177V180L6 181H8V179L11 181L12 179H13V177L16 175V176H18L17 177V180H16V177H14V181L12 180L11 182L9 181V183L11 184L12 183V185L11 186H7V189L5 190V194H7V195H5L4 194V196H3V199L2 200H0V209L2 208L1 206L3 205V209H1L0 211H2L3 212V210H4V212L3 213H1L0 212V214L2 215V214H4V216H13V214H17V213H19V215H17V218L19 217L20 219H15V217H14V222L12 223L11 222V227L10 228H13V229H11V231L10 232H12V233H6V239L4 238L3 239V241L1 240L2 239V237L3 236H1V238H0V264H56V263H54L55 261H53V254H52V256H51V253L49 254V255H47L46 256V254L45 255H42L41 253H40V251L38 252V251H35V250H38V249H35V248H37L38 247V241L35 243V241L36 240H38V239H35L34 238V234H36L37 232L39 233V231H40V229H36V226L39 224V223H41L40 221H41V218H42V215H40L41 213H39L38 212V209H37V211L35 210V211H32V210H34L33 208L35 207V205L33 204V203H35V199H36V196L34 195V193H33V199H31V201H30V199L28 198V201L26 200L27 198H26V196H28V192L30 191V184H28V183H30V182H28L29 180H26L27 178H28V170L27 169H31V168H29L28 166H29V164L28 163H30V159H28V157L26 158V160H24L25 158L23 157V158H19V156H18V151H16L17 149L16 148H13V147H11L9 144V146H7V143H3ZM21 144H23L21 147L22 148H27V146H28V144H25V142H22L21 141ZM6 145V147H4ZM155 145H157V144H155ZM154 146V145H153ZM158 146V145H157ZM180 147V149H181V151L180 150H178V148ZM155 147V146H154ZM4 148V149H3ZM15 149V150H14ZM7 150V151H6ZM13 151H16V152H13ZM180 151V152H179ZM4 152V153H3ZM183 152L185 153V154H183ZM6 153H7V155H6ZM9 153H10V155H12L11 157H10V155H9ZM17 154V155H14V154ZM19 155H21V154H19ZM7 156V157H6ZM22 160H23V162H22ZM27 163V164H26ZM203 163V164H202ZM19 164V165H18ZM21 164V165H20ZM27 165V166H26ZM89 165H91V163L90 164H88V166L86 167V168H83L84 169V171H82L83 173H84V177H81L82 176V172L80 173V177L81 178H84L83 179V182L85 183V186L86 187H88L89 189H90V193L89 192H87V194L89 195V197H91L90 199L88 198V197H84L85 199H83V196H80V198L84 201V202H86V203H89L91 206H89L88 207V205L85 207V208H88V210L86 211V209H84V204H83V208L81 209V211H80V213L82 212L84 215V217H86V219L88 220V218H89V220H91V222L92 223H90L89 221H88V223L86 222L87 220H83L84 222H82V218L83 217H81V219H80V217H79V219L81 220V222L79 221V219H76L75 217H77V216H74L75 214V209L76 208H74V212H73V209H71L69 212H67V211H64V210H62V215L61 216H63V217H61L59 214H61L60 212H54V210H52L53 212H54V214H53V216H52V214H50V213H47V216H43L44 217V219L42 218V221H44V222H42V225H43V223H45L46 222V224H44L43 226H49L50 227V225H51V223H50V221H51V217H49V219H48V215H51L52 216V225L54 226H52L53 228V231H55L56 232V234L57 235H59V236H62V239H63V241L62 242H64V240H65V237H66V241H67V245H68V247H69V244H71L70 246H71V248H65L66 249V253L68 254V255H72V251H75V250H72L73 249V247L74 248H81V244H82V248L81 249H83V250H80L79 249V252L80 251H82L81 253V259H80V262H82V261H84V263L85 262H87V264H88V261H89V263L90 264H106V262H108V261H110L109 260V253H110V251H111V249L109 248V246H110V243H109V240H110V238H112L110 235H109V231L110 230H108L110 227L108 226V223L107 224H105L104 225V223H106V222H108V221H104V220H109L108 218L110 217L107 213L108 212H112L113 213V210H114V208H115V205H116V200L114 199L115 197H114V194H115V196L117 195V192L120 194V193H124V192H127L128 191V189H129V187L128 186H126L127 184H126V180L125 179H123V180H125V182L124 181H122V177L121 176H119V177H121V180H120V178L119 177H117L116 178V180L114 179V177L111 175V173H110V176H109V172H107V173H105V172H99V171H101V169L99 170V168L98 169H94L95 168V166H93V165H91V166H89ZM178 165V164H177ZM13 166V165H12ZM11 166V167H12ZM25 166V168H23ZM197 166H199V167H197ZM10 167V168H11ZM94 167V168H93ZM178 168H179V166H178ZM196 168V169H195ZM201 168V169H200ZM82 169V170H83ZM88 170L87 171V176H85V172H86V170ZM99 170V171H98ZM26 171V172H25ZM161 171V172H160ZM196 171V172H195ZM198 171L200 172V173H198ZM241 171V169H239L237 172L239 173ZM7 173H8V175H7ZM99 173V174H98ZM0 174V175H1ZM12 174V175H11ZM198 174V175H197ZM25 176V177H24ZM108 176H109V178H108ZM12 177V178H11ZM113 177V178H112ZM183 177V178H182ZM111 178V179H110ZM146 178V179H145ZM180 178H181V180H180ZM234 178V179H233ZM236 178V179H235ZM90 180V181H89ZM105 180V181H104ZM156 180V181H155ZM225 180H227V182H225ZM16 181V182H15ZM104 183V185H102V188H104V190H102V191H105V192H107V194L105 195V198L103 199H101V197H100V193H98L97 191L98 190H100L99 189V186H100V184H99V182L101 183V184H103L102 182ZM117 181V182H116ZM15 184H14V183ZM128 182V181H127ZM223 182V183H222ZM19 183V184H18ZM222 183V184H221ZM7 184V183H6ZM18 184V185H17ZM122 184V185H121ZM146 184V185H145ZM175 184H176V187H177V189H176V187H175ZM177 184H178V186H177ZM220 184H221V186H220ZM229 184V185H228ZM231 184V185H230ZM8 185V184H7ZM17 185V186H16ZM141 185H143L142 187H141ZM166 185V186H165ZM209 184H207V186H208ZM237 185V184H236ZM14 186V187H13ZM104 186V187H103ZM122 186H124V187H122V189H121V187ZM206 186V187H207ZM8 187H11V188H8ZM26 187V188H25ZM30 187V188H29ZM97 187H98V189H97ZM147 187V188H146ZM152 187V188H151ZM167 187V188H166ZM168 187H170V188H168ZM199 189H198V188ZM210 186H208V188H209ZM16 190H15V189ZM101 188V187H100ZM101 188V189H102ZM135 188V189H136ZM140 188V189H139ZM14 189V190H13ZM18 189V190H17ZM97 189V190H96ZM169 189V190H168ZM233 190L235 189V188H232ZM7 190H9V192L11 193V191H12V193H11V195H10V193H8L7 192ZM32 190V189H31ZM180 190L182 191V192H180ZM215 190V192H213ZM232 190V191H233ZM88 191V190H87ZM148 191H150V193L148 192ZM174 191V192H173ZM231 191V192H232ZM32 191H30L29 192V195H31L30 193H31ZM100 192V191H99ZM145 192V193H146ZM178 192V193H177ZM209 192V193H210ZM225 192H227V193H225ZM16 193H18V194H16ZM27 193V194H26ZM15 194V195H14ZM105 194V193H104ZM155 194V195H154ZM176 194V195H175ZM224 194H226L227 196H224L223 198H224V201H223V198L221 197V195L223 196ZM229 194V193H228ZM98 195V196H97ZM6 196H8V198L6 197ZM10 196V197H9ZM86 196V195H85ZM179 196V197H178ZM209 196H211V197H209ZM18 197V198H17ZM28 197H30V198H32L31 196H28ZM98 197V198H97ZM106 197H107V199H106ZM217 197V198H216ZM86 198H88V199H86ZM198 198L201 200V204H200V202L198 201ZM208 198H210V199H212V201L211 200H208ZM219 198H220V201H221V198H222V203L220 202V201H218L219 200ZM5 199V200H4ZM80 199V201H79V198H78V200H77V203L78 204H80L81 202H82V200ZM99 199V200H98ZM100 199H101V201H100ZM176 199V200H175ZM196 199H197V201H196ZM208 201H207V200ZM252 199H254V198H252ZM4 200V201H3ZM11 200V201H10ZM33 200V201H32ZM49 201H51L50 199H48ZM87 200V201H86ZM88 200H91V201H88ZM97 200L98 201H100L99 203V208H98V202H97ZM227 200V201H226ZM15 201V202H14ZM27 201V202H26ZM103 201H105L104 202V204H102L101 205V203H103ZM214 201V202H213ZM217 201V202H216ZM6 202H7V204H6ZM13 202V203H12ZM33 202V203H32ZM207 202V203H206ZM225 202V203H224ZM31 203V205H29ZM76 203V204H77ZM83 203V202H82ZM198 205H196V204ZM204 203H206V206H205V204ZM28 204V205H27ZM77 204V205H78ZM7 205V207H5ZM10 205V206H9ZM103 205L105 206V207H103ZM12 206H15V208L17 207L18 209H15L14 207H12ZM19 206V207H18ZM33 206V207H32ZM81 206H82V204H81ZM81 206L79 207V205H78V208H81ZM100 206H102L103 208H101ZM113 206H114V208H113ZM200 206H201V208H200ZM204 206V207H203ZM11 207L13 208V210H11V211H13V212H11L10 211V209H11ZM30 207L32 208V210L30 209ZM209 207V208H210ZM225 207V208H224ZM36 208V207H35ZM77 208V209H78ZM198 208L200 209V210H198ZM110 209V210H109ZM189 209H191V211L189 210ZM204 209V210H203ZM227 209V210H226ZM15 210H17V211H15ZM28 210V211H27ZM30 210V211H29ZM80 209H78V211H79ZM202 210V211H201ZM10 211V212H9ZM77 211V212H78ZM227 212V214H226V212ZM7 212V213H6ZM29 212V213H28ZM33 214H35V213H39V214H36V215H33L34 216V218H36L35 220L33 219L32 220V213ZM35 212V213H34ZM65 212H67V216H65L64 217V215H65ZM76 212V213H77ZM186 212V213H185ZM189 212V213H188ZM11 213H13V214H11ZM31 213V214H30ZM52 213V212H51ZM55 213H58V217L60 218V219H62V220H60L61 222H63V223H60V221H59V219L58 218H55L54 220H53V218L54 217H57V216H55L56 214ZM64 213V214H63ZM71 213V214H70ZM6 214V215H5ZM11 214V215H10ZM85 214H87V215H85ZM107 214V215H106ZM110 214V213H109ZM229 214V215H228ZM0 215V219H1V217L3 216H1ZM22 215V216H21ZM77 215V214H76ZM80 214H78V216H79ZM90 215V216H89ZM110 215H112V214H110ZM200 215V216H199ZM3 216V217H4ZM80 216H82V214L80 215ZM107 216V217H106ZM184 216H186V217H184ZM227 216V217H226ZM2 217V218H3ZM12 217V218H13ZM41 217V218H40ZM45 217H47V219H45ZM72 217H74V219L72 218ZM88 217V218H87ZM104 217H106V218H104ZM11 218V219H12ZM38 218H39V223H38ZM66 218V219H65ZM228 218V219H227ZM58 219V220H57ZM185 219V220H184ZM198 219V220H197ZM16 220H18V223H15V221ZM22 220V221H21ZM47 220V221H46ZM55 220H57V221H59V222H56ZM65 222H64V221ZM74 220H76V224H75V221ZM184 220V221H183ZM13 221V220H12ZM23 222L22 223V225L20 224L21 222ZM33 221V222H32ZM69 221H70V223H69ZM72 221H73V223H72ZM198 221V222H197ZM31 222V223H30ZM38 223L37 225L35 224V223ZM86 222V227H84L85 226V224L83 225V224H81V225H83V227L85 228H83L81 225H80V223H85ZM188 222V223H187ZM249 222H251L250 220L248 221V223ZM49 223H50V225H49ZM57 223H58V225H57ZM59 223L60 224H63V225H59ZM69 223V225L71 226L70 227V231H69V225L67 226V224ZM182 223V224H181ZM198 223V224H197ZM247 223V224H248ZM15 224H20V225H16L15 226ZM89 226H88V225ZM92 224H94V226H93V229H92ZM196 224V225H195ZM41 225V224H40ZM55 225H57V226H61V228L63 229V227H64V229L62 230V229H59L60 227H56ZM76 225V226H75ZM80 225V228H78V232H77V227ZM91 225V226H90ZM194 225V226H193ZM22 226V227H21ZM35 226V227H34ZM39 226V225H38ZM37 226V227H38ZM63 226V227H62ZM66 226V227H65ZM72 226H74V227H72ZM107 226V227H106ZM197 226V227H196ZM83 228V231L85 232V236H86V238H88L87 240H85V241H88V242H84L83 243V241L81 242L80 240H78V237H80V234H84L83 233V231H82V228ZM104 227H105V230H104ZM109 227V228H108ZM188 227V228H187ZM193 227H194V229H193ZM21 228V229H20ZM33 228H35L36 230H34L33 231ZM39 228H42V227H39ZM45 229L43 230L44 231V233L43 234H45V239L46 240H50L49 239V235L47 236V234H46V230L47 229H49V228H46V227H44ZM73 228V229H72ZM91 228V229H90ZM43 229V228H42ZM55 229V230H54ZM57 229V230H56ZM58 229H59V231L61 230V231H63V235H61V233L58 231ZM68 231H67V230ZM80 229V230H79ZM188 229V230H187ZM197 229V230H196ZM8 230H10V229H8ZM13 230V231H12ZM51 230V228L49 229V231H48V233L50 234V233H52V231H50ZM71 230H73V231H71ZM75 230V231H74ZM66 231L69 233L68 235H64V234H67L66 233ZM106 231H108V232H106ZM19 232H20V234H19ZM34 232H36V233H34ZM77 232V233H76ZM82 232V233H81ZM104 232H106V235H105V233ZM198 232H199V234H198ZM201 232V233H200ZM17 233H18V235H17ZM37 233V234H38ZM76 234V235H78V236H75L74 234ZM79 233V234H78ZM89 234L88 236H87V234ZM108 233V234H107ZM189 233V234H188ZM192 233V234H191ZM7 234L9 235L8 237H7ZM12 234V235H11ZM15 234V235H14ZM70 234H72V236H75L76 237V239L78 240V241H80V246H79V244H78V246L79 247H77V246H75L73 243H75V241H74V237H72ZM104 234V235H103ZM134 234V235H133ZM135 234H137V233H135V232H132V231H129V234H128V232H127V234H125L126 236H124L123 237V239L125 240L126 239V237L128 238V239H126L127 240V242L130 244H128L129 246V249H128V247L126 248L125 247V245L124 244H122V243H120L123 247H122V249L120 248V244H118L120 241L122 242V240L123 239H121L118 243H116V245L114 246L115 247V249H117L118 247H117V244H118V246H119V249L120 250H122V252H123V256H121V258L119 257V263L118 264H123V263H125V262H127V263H125V264H129L128 262H130V264H141V263H143L144 261V258H143V256H144V253H142V252H140V250H139V248L142 246H140V244L139 245H136L137 243H139V242H135V240H137V241H142V240H139V239H141V237H139L138 238V234L137 235H135ZM183 234V235H182ZM11 235V236H10ZM33 235V236H32ZM53 235H54V232H53ZM92 235V236H91ZM103 235V236H102ZM107 235H109L110 236V238H109V236L107 237ZM189 235H191V236H189ZM36 236H38V235H36ZM50 236H51V234H50ZM65 236V237H64ZM69 236V237H68ZM105 236V237H104ZM133 236H134V239H133ZM198 236V237H197ZM17 237H19V238H17ZM33 237V238H32ZM71 237V238H70ZM81 237H82V235H81ZM103 237H104V239H105V244H104V239H103ZM106 237H107V239L109 238V240H107L106 239ZM131 237V239H129ZM135 237H137V238H135ZM177 237V238H176ZM15 238V239H14ZM61 238V237H60ZM69 238H70V241H72V239H73V241L72 242H69ZM85 238V239H86ZM90 238V239H89ZM227 238V239H226ZM81 240H84V235H83V238H80ZM133 239V240H132ZM4 240H6V241H4ZM12 240H13V242H12ZM15 240V241H14ZM19 240V241H18ZM112 240V239H111ZM111 240H110V242H111ZM125 240V241H126ZM129 240H131V241H129ZM203 240V239H202ZM225 244L223 243V249H224V251H228L229 250V245H230V236L229 235H227L226 237H225ZM9 241V242H8ZM11 241V242H10ZM25 241V242H24ZM125 241H124V243H125ZM133 241L136 243V244H134L133 243ZM14 242H16V243H14ZM102 242V243H101ZM131 242V243H130ZM190 242V243H189ZM200 242V243H199ZM2 243H4V244H2ZM7 243V244H6ZM69 243V244H68ZM77 243V242H76ZM88 243H90V245H89V247L90 248H92L91 250H88V249H90V248H88L87 249V244ZM107 243V244H106ZM19 244V245H18ZM103 244V245H102ZM126 244V243H125ZM127 244H126V246H127ZM189 244H191V245H189ZM195 244V245H194ZM199 244V245H198ZM4 245V246H3ZM65 245H66V242H65ZM67 245H66V247H67ZM74 245V246H73ZM103 246V248H102V246ZM106 245L108 246V247H106ZM136 245V246H135ZM188 245V246H187ZM193 245H194V247H193ZM131 246V247H130ZM183 246V247H182ZM190 246V247H189ZM6 247H8L9 249H7ZM31 247H32V249H33V247H35L34 249H33V251H34V253H33V251H32V249H31ZM106 247V248H105ZM124 247L126 248L125 250H124ZM185 247V248H184ZM200 247V248H199ZM29 248V249H28ZM105 248V251H107L108 252V255L107 254H105V253H107V252H104L103 253V249ZM110 250H109V249ZM132 248V249H131ZM191 248V249H190ZM195 248V249H194ZM197 248H198V251L196 252V250H197ZM13 249H16L17 250V252L18 251H20L19 253L20 254H18V253H16L15 252V250H13ZM28 249V250H27ZM71 249V250H70ZM106 249H108V250H106ZM114 249V250H115ZM119 249H117L118 251H116V252H118L119 254H120V250ZM141 249V251H143L142 249H144L143 248V246H142V248H140ZM200 249V250H199ZM27 250V251H26ZM101 250H103V251H101ZM126 250H134V253L133 254H135V255H132L131 256V258L130 257H127L128 255L127 254H129L130 252L128 251V253L126 254H124V252H127ZM190 250H191V252H190ZM23 251V252H22ZM68 251V252H67ZM90 251V255L89 254H87L88 252ZM91 251H93V253L91 252ZM120 251V252H119ZM194 251V252H193ZM22 252V253H21ZM100 252H102V253H100ZM185 252V253H184ZM189 254H188V253ZM196 252V253H195ZM27 253V254H26ZM78 253V252H77ZM85 253V254H84ZM182 253V254H181ZM194 253V254H193ZM102 254V255H101ZM136 254H138V256L136 255ZM22 255H24V256H22ZM67 255V256H68ZM87 255V256H86ZM105 255H107V256H105ZM121 255H122V253H121ZM125 255V256H124ZM127 255V256H126ZM143 255V256H142ZM185 255V256H184ZM189 257H188V256ZM191 255V256H190ZM196 255V256H195ZM22 256V257H21ZM37 256V257H36ZM102 256V257H101ZM129 256H130V254H129ZM135 256V257H134ZM229 253H227V255L224 257V259H222V261H221V263L222 264H229V262H230V260H228L229 259ZM36 257V258H35ZM78 257H79V255H78ZM84 257H85V259H84ZM88 257H91V259H89ZM93 257V258H92ZM97 257V258H96ZM99 257H101V259L99 258ZM123 257H125V259L123 258ZM194 257V258H193ZM196 257V258H195ZM227 257V258H226ZM6 258V259H5ZM9 260H8V259ZM96 258V259H95ZM129 258H130V261H129ZM185 258V259H184ZM189 258H190V260H189ZM198 258V259H197ZM37 259H39V260H37ZM87 259V260H86ZM95 259V261H93ZM43 260V261H42ZM71 260H73V259H71V258H68L66 261H63L62 262V264H69L70 263V261ZM82 260V261H81ZM86 260V261H85ZM106 260V261H105ZM128 260V261H127ZM135 262H134V261ZM205 262H204V261ZM223 260H225V262H223ZM67 261H68V263H67ZM76 261H77V259H76ZM76 261H74L73 260V262H76ZM79 261V260H78ZM78 261L76 262L77 264H78ZM102 261V262H101ZM105 261V262H104ZM122 261V262H121ZM132 261V262H131ZM196 261V262H195ZM228 261V262H227ZM42 262V263H41ZM79 262V264H82V263H80ZM101 262V263H100ZM202 262H204V263H202ZM58 263V262H57ZM61 263V262H60ZM59 263V264H60ZM109 264H112V262L110 261V262H108ZM107 263V264H108ZM70 264H73L72 263V261H71V263ZM75 264V263H74ZM86 264V263H85Z\"/></svg>", "mask_w": 264, "mask_h": 264}]
</instances>
